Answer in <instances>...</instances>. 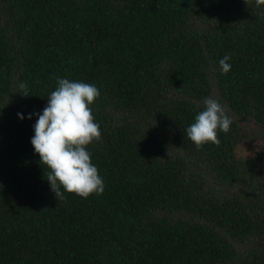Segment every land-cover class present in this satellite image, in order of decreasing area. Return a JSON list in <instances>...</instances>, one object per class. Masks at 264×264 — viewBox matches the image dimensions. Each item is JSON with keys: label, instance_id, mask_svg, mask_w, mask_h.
<instances>
[{"label": "trees", "instance_id": "obj_1", "mask_svg": "<svg viewBox=\"0 0 264 264\" xmlns=\"http://www.w3.org/2000/svg\"><path fill=\"white\" fill-rule=\"evenodd\" d=\"M57 77L100 91L102 195L58 201L31 144ZM208 97L233 122L197 150ZM0 264H264V5L0 0Z\"/></svg>", "mask_w": 264, "mask_h": 264}, {"label": "clouds", "instance_id": "obj_2", "mask_svg": "<svg viewBox=\"0 0 264 264\" xmlns=\"http://www.w3.org/2000/svg\"><path fill=\"white\" fill-rule=\"evenodd\" d=\"M255 5H264V0H255ZM230 59L226 54L219 61L222 74L231 71ZM57 83L42 114L28 116V119L32 115L38 116L31 144L40 157V164L49 169L46 180L58 201L66 199L65 193L84 199L92 194L102 195L104 180L87 150L91 143L101 140L100 125L95 122L90 107L100 96V91L94 84L67 78L57 77ZM19 89L22 96H29L26 83H20ZM203 103L204 110L187 128V137L197 150L209 143L219 145L218 132L228 133L233 122L226 107L217 99L208 97ZM18 116L24 119L19 113Z\"/></svg>", "mask_w": 264, "mask_h": 264}]
</instances>
